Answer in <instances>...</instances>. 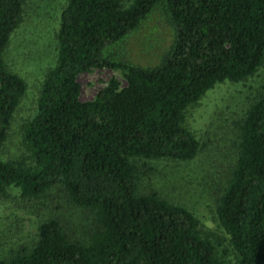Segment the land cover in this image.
Returning <instances> with one entry per match:
<instances>
[{
  "label": "trees",
  "instance_id": "trees-1",
  "mask_svg": "<svg viewBox=\"0 0 264 264\" xmlns=\"http://www.w3.org/2000/svg\"><path fill=\"white\" fill-rule=\"evenodd\" d=\"M23 0H0V151L26 85L4 54L22 22ZM171 41L155 66L134 64L129 42L151 21ZM56 56L24 125L23 161L0 160V195L37 200L57 189L85 210L86 240L69 238L58 216L36 241L0 264H264V89L237 125L236 157L215 207L221 237L184 206L146 191L141 163L189 162L200 152L189 109L216 86L264 68V0H66ZM118 72L81 102L78 76ZM229 255L232 259H228Z\"/></svg>",
  "mask_w": 264,
  "mask_h": 264
},
{
  "label": "rangeland",
  "instance_id": "rangeland-1",
  "mask_svg": "<svg viewBox=\"0 0 264 264\" xmlns=\"http://www.w3.org/2000/svg\"><path fill=\"white\" fill-rule=\"evenodd\" d=\"M66 0H23L22 22L12 34L4 54L8 69L23 79L26 91L17 106L1 161H23L27 157L22 141L24 125L34 116L41 84L53 67L61 12ZM171 41L170 31L161 21H151L129 42L134 64L155 66ZM111 78L122 86L125 81L115 71L92 69L78 76L81 102L93 100ZM264 89V68L241 83H223L209 91L186 116L187 126L201 142L199 154L189 162L147 160L141 163V179L146 191L184 206L198 219L204 232L221 237V247L229 252L227 237L218 228L215 216L217 198L229 178L238 145L237 125L243 112ZM49 215L58 216L69 238L84 241L89 233L90 216L74 208L57 189L37 200L22 199L11 188L0 195V259L35 243L37 225ZM228 259H232L229 255Z\"/></svg>",
  "mask_w": 264,
  "mask_h": 264
}]
</instances>
